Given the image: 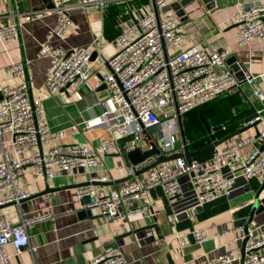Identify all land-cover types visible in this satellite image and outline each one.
I'll list each match as a JSON object with an SVG mask.
<instances>
[{"label": "built area", "instance_id": "1", "mask_svg": "<svg viewBox=\"0 0 264 264\" xmlns=\"http://www.w3.org/2000/svg\"><path fill=\"white\" fill-rule=\"evenodd\" d=\"M110 0H55L54 10L58 14L56 23L41 42L40 54L50 59V67L44 81L45 89L55 94L69 85H84L93 76L92 51L85 46L66 50L54 45L52 38L59 40L68 35L72 25L71 11L78 7L95 6L104 8ZM173 0H154L159 13H149L130 25L118 35L117 52L102 60L108 72L101 75L100 81L108 91L104 99H99L103 109L98 116L91 118L87 127H107L110 137L99 143L59 144L48 151L33 150L21 157L24 147L31 148L49 144L64 138L65 131H50L43 123L45 114L40 99L32 98L26 82L17 86L6 85L0 88V135L10 132L12 145L17 157L10 151H3L0 158V206L19 202L28 196L18 192L17 187L23 177L24 168L31 165L39 177H55L58 174L80 172L88 176L86 184L76 188L81 206L96 209L103 217L119 224L121 231H127L129 223L138 220L145 213L144 207H136L135 201L147 196L151 190L161 188L168 200L182 195H190V207L169 215L173 223L179 222L180 213L186 211L195 218L198 207L231 198L236 178L264 181V128L256 134L247 135L230 144L217 147L205 161L188 160L178 157L172 161L159 163L146 171L145 181L134 179L106 190L97 183L109 180L108 169L103 155L110 150L130 151L140 147L149 149L153 140L167 155L175 152L179 133V117L197 106L212 101L242 84L252 86L251 95L258 103V114L264 109V89L256 86L257 76L243 71L239 79L231 70L227 60L232 51L206 50L196 46L172 56L167 49L183 38V27L172 8ZM47 11L36 10L11 14L8 24L0 25V40L9 43L17 38L21 27L40 17ZM238 25L239 44L244 45L257 37H264V2L239 3L233 17ZM100 50L101 47L99 48ZM23 73L22 64L10 67ZM257 115L249 124L259 120ZM225 128V125H223ZM214 132V128H211ZM146 130L152 135L150 140ZM131 137L130 140H123ZM183 149V145H182ZM148 162L127 164V176L135 177L137 171ZM250 184L243 185L246 189ZM261 205L263 203L261 202ZM48 215L22 218L12 223L0 213V263L13 264L7 245L15 247L19 254L30 247V232L36 223ZM239 230L243 239L248 236L245 254L242 249L228 250L210 260L207 264H264V227L245 226L229 230ZM151 234V231L147 233ZM219 236V234L217 235ZM194 241L203 243L209 239L205 228L193 231ZM35 251L34 247H31ZM90 264H130L121 246L109 249L92 260Z\"/></svg>", "mask_w": 264, "mask_h": 264}, {"label": "crops", "instance_id": "2", "mask_svg": "<svg viewBox=\"0 0 264 264\" xmlns=\"http://www.w3.org/2000/svg\"><path fill=\"white\" fill-rule=\"evenodd\" d=\"M176 1L173 0L172 8ZM258 1L264 2L194 0L184 7L183 17H179L174 10L183 27V38L169 47L167 54L172 56L193 46L206 50L229 49L232 56L237 58L234 64L238 63L243 71L256 75L255 85L264 89V37H257L240 45L238 25L233 19L239 3L251 4ZM36 10L47 12L21 27L17 38L11 42L3 43L0 40V88L26 82L31 97L40 99L43 103V123L52 132L65 131V136L49 144L33 148L26 146L25 151L19 154L21 157L30 155L33 150L48 151L59 144H96L101 139L110 137L107 127L86 126L103 109L97 101L108 94L100 77L108 72L109 67L103 66L101 59L106 61L117 52L116 39L126 26L146 14H157L162 9L156 7L154 0H110L102 9L95 6L74 8L71 11L72 25L68 35L61 40L52 38L51 41L66 50L85 46L92 53L96 52L92 61L97 78L91 77L84 85H69L55 94H50L44 86L50 59L40 54L41 42L58 18L54 7H47L44 0H0V25L8 24L12 13ZM14 64H22L24 72L11 70L10 67ZM251 90L252 86L242 84L213 101L199 105L201 120L210 128L217 126L213 134L219 139L235 130L248 127L218 147L256 134L264 128V109L258 114L259 105L252 97ZM257 115L261 118L249 124ZM228 122L234 128L219 136L225 130L223 125ZM208 135L211 139L210 134ZM12 139L10 132L0 135V158L4 150L17 157ZM130 139L131 137H127L123 140ZM178 143L180 148L176 147L175 152L183 150L182 136ZM103 158L109 180L98 185L104 189L111 190L134 179L145 181L146 171L138 172L135 177L128 179L125 168L130 162L126 151L110 150ZM124 178L127 180H122ZM86 181L88 176L80 172L47 178L37 176L31 165L24 168L17 190L27 192L28 196L19 202L0 206V213L12 223H19L22 218L27 217L48 216L36 223L30 232V247H25L16 254L15 247L7 245L6 250L12 256L13 264H90L105 251L118 246H121L130 264H171V261L174 264H207L221 253L242 248L244 232L227 231L238 228L235 225L238 219L249 218L256 194L263 184L256 179H247L250 188L244 189L240 185L235 188L231 198L223 197L198 207L195 218L184 211L180 213L178 223L171 222L169 215L190 205L191 196L184 194L172 201L165 197L161 188H156L135 201V206L144 207L145 213L138 220L129 223L127 231H121L117 222L106 219L96 209L87 210L81 206L76 188ZM243 194L245 196L240 197ZM261 196L264 197V193ZM155 223L158 224L159 233L154 228L138 230ZM259 226L264 227V208L255 213L249 225L251 229ZM197 228L206 229L209 236L207 241H194L193 231ZM149 231L151 234L147 235Z\"/></svg>", "mask_w": 264, "mask_h": 264}, {"label": "water", "instance_id": "3", "mask_svg": "<svg viewBox=\"0 0 264 264\" xmlns=\"http://www.w3.org/2000/svg\"><path fill=\"white\" fill-rule=\"evenodd\" d=\"M45 4L47 7L51 8L54 7V2L53 0H44ZM194 0H177L175 3H173V9L176 11L177 15L179 17H183L185 14L184 11V7L188 4H190L191 2H193ZM205 1H211V0H205ZM212 4V3H211ZM213 5V4H212ZM92 60H94L95 56H96V52H93L92 54ZM237 61V58L235 56H231L228 58L227 62L230 65L232 71L236 74V76L239 79L243 78V70L241 69L240 65L234 64V62ZM104 87H106V84L104 83ZM2 93L0 92V99L2 98ZM179 125H180V129H181V135H182V142H183V150L182 151H176L173 152L169 155L165 154L163 152V150L161 149V147H159L155 141L151 140L152 139V135L149 131L146 130L147 133V137L151 140L150 144L151 147L149 149H142L140 147L134 148L130 151L127 152V157L129 159V162L133 165H137V164H142L145 162H148L144 167H142L141 169H139L137 171V173H141V172H145L148 169H150L151 167L159 164V163H163V162H167V161H172L175 158L178 157H186V158H194L197 157L199 155L208 153V152H212L213 150H215L219 145L223 144L224 142L230 140L231 138L237 136L239 133L245 131V129H247L248 127L239 129V130H235L232 133H229L227 135H225L222 138H217L214 134L212 129L209 127L208 124H206V127L208 129V132L210 134L211 137V142L208 143L207 145L198 148L196 150H190L189 146H188V142H187V138H186V134L184 132V125H183V119L180 116L179 117ZM261 149H264V145L260 146ZM131 178L130 176L128 177V179ZM122 180H127V178H124ZM100 184L98 182H95V184ZM82 184H86V183H82ZM248 184V181L245 177L240 176L238 178L235 179L234 183H233V188H237L240 185H245ZM250 187H247L246 189H248ZM264 193V183L261 186V188L258 190L257 194H256V199L253 203V207L250 213L249 218L245 217L243 219H238L235 223V225L238 226H245V232H248V228L249 225L251 224V222L253 221L254 215L255 213L259 212L262 208H264V197H262L261 195ZM261 202L263 203V205H261ZM191 205H188L185 207L189 208ZM179 217H181V215H179ZM149 228H154L157 233L160 232V229L158 227V224H152V225H148V226H144L139 228L138 230H145V229H149ZM248 236H246L243 239V243H242V253L243 255L245 254V247H246V243L248 241ZM171 264H174L172 261L170 262Z\"/></svg>", "mask_w": 264, "mask_h": 264}, {"label": "trees", "instance_id": "4", "mask_svg": "<svg viewBox=\"0 0 264 264\" xmlns=\"http://www.w3.org/2000/svg\"><path fill=\"white\" fill-rule=\"evenodd\" d=\"M193 110L195 111V113L191 114L190 113L192 111L191 110L184 115L183 125H184V132H185L187 139H188V142H189V147L191 149L192 148L198 149V148H201V147L207 145L211 141V139L209 138V135H208L209 134L208 129L200 117L201 106H198V107L194 108ZM196 119H198L199 124H195V125H191V126L187 125V122L188 123H189V121L194 122ZM225 126H226L225 130L222 131L219 136L225 135L226 133H228L229 131H231L234 128V125H232L231 122H228L227 125H225ZM215 127H217V126H213L214 131L216 130ZM189 132L192 134V137H189ZM212 153H213V151L205 153L204 155H199L196 158H190V159L187 158V159L188 160H192V159L204 160L205 158H209L212 155Z\"/></svg>", "mask_w": 264, "mask_h": 264}, {"label": "rangeland", "instance_id": "5", "mask_svg": "<svg viewBox=\"0 0 264 264\" xmlns=\"http://www.w3.org/2000/svg\"><path fill=\"white\" fill-rule=\"evenodd\" d=\"M191 114L192 113H195V111L194 110H192L191 112H190ZM182 119H183V121H184V116H182ZM184 123V122H183ZM195 124H199L198 123V119H196L194 122H191V121H189V123L187 122V125H189V126H191V125H195ZM215 129H217V127H215ZM181 132L179 133V137H180V139H181ZM189 137H192V134L189 132ZM186 138H187V136H186ZM178 142H179V139H178ZM158 144L163 148V145L161 144V143H159L158 142ZM177 148L179 149L180 148V144L178 143L177 144ZM202 155H204V154H202ZM198 157V156H197ZM263 183H264V181H263ZM263 185V184H262ZM245 195L243 194V195H240V197H244Z\"/></svg>", "mask_w": 264, "mask_h": 264}]
</instances>
